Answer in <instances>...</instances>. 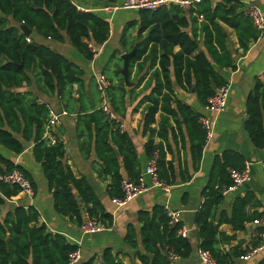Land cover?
Returning <instances> with one entry per match:
<instances>
[{"label":"trees","instance_id":"trees-1","mask_svg":"<svg viewBox=\"0 0 264 264\" xmlns=\"http://www.w3.org/2000/svg\"><path fill=\"white\" fill-rule=\"evenodd\" d=\"M105 1L110 4L118 2ZM243 8L240 0H218L216 3L201 0L194 4L189 14L173 5L153 11L139 10L138 38L141 39L146 30L149 33L141 40L131 65L142 60L139 71L148 60H151V69L158 65L151 76L155 85L150 95L144 98L149 101V107L143 119V133L167 136L168 128H161L158 132L152 129L159 111L171 115L177 124L182 120L190 136L195 162L201 160L207 133L200 123L201 115L176 96L172 77L185 89L194 88L199 101L206 105L216 89L227 83L216 65L234 67L227 48V35L219 21L236 30L240 48L244 51L259 37ZM199 16L204 17L201 23L203 49L195 31L187 32V28L197 24ZM21 25H26L46 39L58 42L69 40L90 61L110 38L111 23L95 12L79 9L71 0H0V145L10 153L21 154L29 143L34 144L35 159L43 167L59 214L81 224L82 212L86 210L112 223V215L106 212L89 181L85 177H77L65 161L64 143L58 141L51 144L45 138L48 103L37 102L30 93L19 89L29 85L34 75L46 91L57 93L66 101L80 103L78 129L89 138L85 150L90 152L93 149L102 161V174L110 178L108 193L112 198L123 195L121 183L124 174L136 176L139 173L134 143L128 132L121 129L119 117L110 121L99 109L96 103L101 101L100 90L97 95H92V100L89 97L85 100L84 69L50 46L34 40L32 34L27 36ZM28 37L31 41L27 40ZM90 44L97 48L96 51L90 48ZM176 46L180 47L179 51H175ZM75 85L78 87L77 97ZM121 85L108 88L107 95L111 99L112 110L123 115L126 91L122 80ZM244 128L254 146L264 148V78L255 79L254 88L247 98ZM172 131L175 135L174 128ZM145 150L150 158L156 151L159 152V179L168 185L174 184V166L166 160L162 145L150 139ZM245 161V157L234 150L224 151L215 157L209 182L203 191L205 200L196 213L200 237L198 247L207 250L220 264H236V259L261 245L260 235L264 227L259 226L252 246L243 248L240 243L229 251L221 248L223 242L230 243L236 239L235 234L227 235L220 231L222 224H230L235 231H241L249 223H257L264 215V211H260L261 201L250 191L236 197L230 215L222 212L217 217V208L225 197L224 191L233 185L231 171L242 170ZM14 169L21 170L32 181L20 165L0 152V172ZM190 179L191 175L183 177L185 181ZM19 193L17 186L0 184V264H70L71 254L80 247L64 235L51 232L42 222L36 207L17 205L2 213L8 200ZM138 216L142 224L141 244L144 252L136 251L135 255L142 264H171L164 252L166 248L173 250L180 258L190 257L194 249L192 242L178 234L181 223L170 225L164 206L141 210ZM136 234L131 226L126 242L133 249L140 245ZM80 264L125 262L120 253L106 248L100 256L95 255ZM257 264H264V257Z\"/></svg>","mask_w":264,"mask_h":264},{"label":"crops","instance_id":"crops-1","mask_svg":"<svg viewBox=\"0 0 264 264\" xmlns=\"http://www.w3.org/2000/svg\"><path fill=\"white\" fill-rule=\"evenodd\" d=\"M71 1L79 9L95 12L101 17L108 19L111 23L110 38L100 47L93 60H87L69 40L58 42L46 39L33 31L32 38L37 42L50 46L84 69L83 80L85 89L83 92H85V100L88 97L92 100V95L99 91L98 77L101 74L107 76L113 88L114 86L121 87L122 80L124 83L123 88L126 91L125 107L122 111L123 115L118 113L116 115L124 126V130L130 135L138 153V171L144 172L149 164L150 157L147 155L145 147L147 142L153 139L156 144L162 145L163 151L166 153V160L173 163L176 181L170 185L169 191H166L161 187L153 186L151 177L147 175L146 184L148 185V190L124 206L119 207L114 204L112 197L108 193L110 178L102 174V161L97 157L93 149L90 152L85 150L88 146L89 138L83 136L78 129L79 112L81 110L80 103L66 101L57 93L46 91L44 86L33 75L32 82L29 85L23 86L19 91L30 93L32 98L36 99L37 102H46L49 107H52L56 111H69V114L63 116L61 123L55 127L54 134L57 140L63 142L65 145V161L71 166L77 177H85L89 181L106 212L112 215L113 221L112 223L107 221L110 225L109 230L98 234H84L78 221L59 214L55 208L53 190L49 186L43 167L35 159L33 143H29L21 154L10 153L0 145V152L11 159L16 165H20L29 174L36 191L33 199L28 198L23 193H19L16 197L8 200L7 204L2 208V213L17 205L36 207L41 214L42 222L48 226L51 232L64 235L70 242L80 247L81 257L78 262L79 264L95 255L100 256L106 248H112L114 252L120 253V257L125 264H142L135 255L136 251L144 252L141 244L142 224L138 219L139 211L152 210L154 206L162 205L165 208L182 211L180 223L187 232V238L190 239L194 248L190 257L179 258L171 261V264H201L197 253L200 237L195 219L198 209L205 200L203 191L209 182L212 165L217 155H221L224 151L228 150L241 153L246 159L245 163H250L251 175L250 179L238 187V189L224 192V200L217 208V217L222 212L230 215L236 197L244 196L250 191L257 195L262 203L260 211H264V148H256L244 128L247 98L254 88L255 79L264 78V35L252 41L249 49L244 51L240 48L236 30L219 21L227 35V48L234 63V67L231 68H222L216 65L217 71L226 80L230 89L228 104L222 113L216 115L208 111L205 105L199 101L194 88L185 89L180 84H177L172 77L173 89L176 96L189 104L201 116L204 115L214 119V135L210 139H207L200 162H195L191 151L190 136L182 120L181 123L177 124L171 115L159 111L156 115V122L152 124V129L158 132L161 128H168L167 136L162 137L157 133L155 135H151L149 132L143 133V119L149 107V101H145L144 98L150 95L155 85V81L151 80V76L153 70L158 65L154 69H151V60H148L144 68L139 71L138 66L142 60L132 65L130 62L129 83H127L122 73L124 67L122 55L131 51H128L127 48L125 26L131 25V17H133V20L139 19V12L123 8L110 10L109 8L116 4H110L105 0ZM217 1L212 0L213 3ZM240 1L244 5V11L250 3L258 4L264 11V0ZM119 3H122V0H118L117 4ZM170 7L167 6V8ZM192 7L194 5L182 9L186 14H189ZM203 20L204 17L199 16L197 24H192L191 27L187 28V32L195 31L198 38L201 39L200 46L202 49L204 48L203 32L201 30ZM11 23L16 25L13 21ZM148 33L149 30H146L142 34L141 39L138 38V33L136 36L134 35L133 44L140 45L141 40ZM179 50L180 47L176 46L175 51ZM74 88L75 97H77L78 87L75 85ZM102 97L103 94L101 92V101L96 103L99 109ZM108 98L111 107V99L109 96ZM172 128L175 129V135ZM189 175H191L190 180H183V177H188ZM85 211L82 212V217ZM131 226L135 228L140 244L137 249H133L126 242V237ZM259 226L258 222L249 223L245 230L235 231L232 225L222 224L220 231L227 235L235 234L236 239H233L230 243L223 242L221 248L224 251H229L240 243H242L243 248L252 246L254 239L258 235L257 228ZM263 257L264 249L249 260L241 257L235 261L236 264H257Z\"/></svg>","mask_w":264,"mask_h":264},{"label":"built area","instance_id":"built-area-1","mask_svg":"<svg viewBox=\"0 0 264 264\" xmlns=\"http://www.w3.org/2000/svg\"><path fill=\"white\" fill-rule=\"evenodd\" d=\"M199 0H122V3L116 4L110 7V10L123 9H133V10H156L167 6H178L180 8H189L193 6ZM245 13L247 17L251 20L254 27L259 33V36L264 35V11L256 3H250L245 8ZM31 41V38H27ZM90 48L96 51V47L90 44ZM99 51V50H98ZM98 53V52H97ZM96 53V54H97ZM99 90L102 92V102L100 109L104 114H106L110 121L118 120V116L112 110L109 103V98L107 95V90L111 86V81L106 75L101 74L98 77ZM229 85L226 83L216 89L214 95H212L207 104L205 105L208 111L214 114L222 113L228 104L229 98ZM69 111H56L52 107H49V119L45 126V138L49 140L51 144H56L58 142L57 137L54 134V129L61 123L63 116L68 115ZM200 123L206 130L207 139H210L214 135V119L202 115L200 117ZM121 129L124 130V126L121 124ZM158 160L159 153L156 151L154 155L150 158L149 164L144 172H139L136 176L125 175L122 179L121 188L123 195L121 197L112 198V202L117 206L121 207L126 205L129 201L133 200L146 190H148V185L146 184V176L149 175L152 180V184L155 187H161L166 191H169L170 185L160 181L158 175ZM233 177V185L225 189L224 192L229 190H236L251 177L250 175V163H245V167L242 170L231 171ZM0 184H5L9 186H17L20 189V193H23L30 199H33L36 191L34 189L32 181L19 169H14L12 171L0 172ZM166 214L169 219V223L172 226L180 224L182 211L172 208H166ZM260 226L264 227V215L258 221ZM80 228L84 234H98L110 229L108 222L101 220L98 216L92 215L88 211L83 213V219L80 224ZM178 234L182 237H187V232L184 230L183 225L178 229ZM261 245L250 250L246 255L243 256L244 259L249 260L255 254L264 249V230L261 233ZM168 259L170 261H175L180 257L168 248L164 250ZM199 260L201 264H220L207 250L198 248L197 250ZM81 253L80 249L73 252L70 256V264H77L80 260Z\"/></svg>","mask_w":264,"mask_h":264},{"label":"water","instance_id":"water-1","mask_svg":"<svg viewBox=\"0 0 264 264\" xmlns=\"http://www.w3.org/2000/svg\"><path fill=\"white\" fill-rule=\"evenodd\" d=\"M137 11L139 12V10H137ZM21 29L27 36H30L32 34V30L30 28H28L26 25H21ZM138 46H139V44H136L130 52L122 55V58L124 60V67L122 69V73L124 74L127 83H129L130 62H131L133 56L136 54ZM21 66H23V65H21Z\"/></svg>","mask_w":264,"mask_h":264},{"label":"rangeland","instance_id":"rangeland-1","mask_svg":"<svg viewBox=\"0 0 264 264\" xmlns=\"http://www.w3.org/2000/svg\"><path fill=\"white\" fill-rule=\"evenodd\" d=\"M131 22H133L131 25H128V26H125V32L127 34L126 38H127V43H128V47L127 48H130L131 50L134 48V37L136 36V34L138 33V30H139V19H134L133 20V17H131ZM135 35V36H134ZM133 46V48H132Z\"/></svg>","mask_w":264,"mask_h":264}]
</instances>
